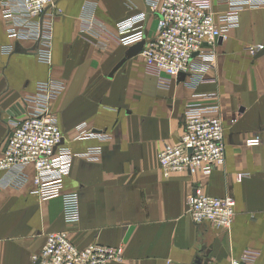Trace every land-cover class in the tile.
Returning a JSON list of instances; mask_svg holds the SVG:
<instances>
[{
    "label": "crops",
    "instance_id": "0c3cea01",
    "mask_svg": "<svg viewBox=\"0 0 264 264\" xmlns=\"http://www.w3.org/2000/svg\"><path fill=\"white\" fill-rule=\"evenodd\" d=\"M146 2L57 0L45 17L48 47L9 38L3 10L16 11L17 0L0 3V157L10 129L22 118L13 109L36 97L39 84L61 81L64 89L49 111L63 146L74 155L63 191L77 194L80 213L77 223H66L60 198L40 202L31 167L18 187L10 186L14 171L1 172L0 264H32L45 236L56 232H65L79 249L121 248L122 260L107 264H228L245 254L264 264V55L255 59L259 50L249 53L264 43V5L239 13L237 27L216 44L215 68L204 82L190 88L172 81L162 88L142 58H127L129 48L114 39L117 23L142 13L147 35H155ZM214 11L219 17L226 8ZM101 29L105 34L99 37ZM37 50L48 51V63ZM193 104L218 105L224 164L209 175L164 178L158 153L177 140ZM82 124L96 136L76 139ZM255 137L259 145L246 147ZM90 149L99 150L97 160L81 156ZM198 186L207 196L233 198L228 230L193 223L186 201Z\"/></svg>",
    "mask_w": 264,
    "mask_h": 264
},
{
    "label": "built area",
    "instance_id": "2783aa9c",
    "mask_svg": "<svg viewBox=\"0 0 264 264\" xmlns=\"http://www.w3.org/2000/svg\"><path fill=\"white\" fill-rule=\"evenodd\" d=\"M56 1L17 0L16 11L5 8L3 19L8 37L34 40L48 47L50 21L45 17ZM145 4L156 20L155 35H147L146 14L142 13L117 23L114 39L126 48L143 43L139 56L146 72L157 78L159 87L166 88L172 81H179L195 88L214 70L216 44L225 39L228 29L237 27L239 13L246 8L263 6L264 0H148ZM216 7H225L226 12L218 17ZM104 34L102 29L97 32L99 37ZM97 45L104 49L105 44ZM260 49H250L249 53L252 56ZM35 54L43 62H49L47 50H37ZM63 89L61 81L39 84L36 97L25 99L21 110L16 109L22 118L8 133L0 157V173L14 171L10 186L18 187L26 183L24 170L31 167L33 194L40 202L60 198L64 221L77 223L80 216L77 194L63 191V180L70 172L74 155L61 144L62 133L49 111L50 102ZM218 113V105L187 106L181 134L174 143L165 144L157 156L164 178L176 173L209 175L224 164V128ZM95 136L85 124L76 127V139ZM259 143L257 137L245 141L246 147ZM98 152V149H90L81 156L94 161ZM186 203L187 213L195 225L206 223L216 231L231 227L235 214L232 197L213 198L198 186L191 190ZM122 256V249L118 247L91 244L79 249L65 232H56L45 236L41 252L32 256L31 261L32 264H107L120 262ZM228 264H254V259L245 254Z\"/></svg>",
    "mask_w": 264,
    "mask_h": 264
},
{
    "label": "water",
    "instance_id": "95a60500",
    "mask_svg": "<svg viewBox=\"0 0 264 264\" xmlns=\"http://www.w3.org/2000/svg\"><path fill=\"white\" fill-rule=\"evenodd\" d=\"M142 46H143V43H139L138 45H135V46L129 48L128 52L126 54V57L127 58H132V57H135V56L139 55V52H140ZM263 55H264V43H263L261 49L256 53L254 58L258 59V58L262 57ZM183 78L184 77L182 76L180 78V81L183 80ZM16 109H20L21 110L20 105H17L13 110H16ZM61 144H63V141H61ZM34 264H38V263H34Z\"/></svg>",
    "mask_w": 264,
    "mask_h": 264
},
{
    "label": "rangeland",
    "instance_id": "374dc122",
    "mask_svg": "<svg viewBox=\"0 0 264 264\" xmlns=\"http://www.w3.org/2000/svg\"><path fill=\"white\" fill-rule=\"evenodd\" d=\"M69 175V174H68Z\"/></svg>",
    "mask_w": 264,
    "mask_h": 264
}]
</instances>
